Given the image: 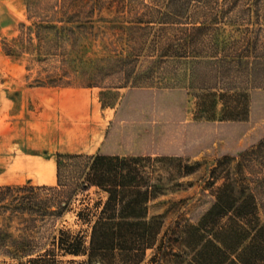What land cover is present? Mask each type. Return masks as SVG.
<instances>
[{
  "label": "rangeland",
  "instance_id": "1",
  "mask_svg": "<svg viewBox=\"0 0 264 264\" xmlns=\"http://www.w3.org/2000/svg\"><path fill=\"white\" fill-rule=\"evenodd\" d=\"M164 2L0 0V185L54 182L46 165L59 151L91 152L98 146L107 154L180 157L197 171L181 179L180 189L152 202L151 214L162 215L166 227L200 220L215 201L212 191L223 182L208 186L218 161L237 157L264 138V88L250 91L246 121L222 120L220 104L215 117H209L202 110V94L227 84L247 88L246 73L219 75L202 57L153 63L159 25H151L150 32L139 27L147 25L148 11L161 9ZM261 6L260 20L254 11L251 22L225 25L226 34L238 36L235 30L247 26L264 28V0ZM171 36L178 42L182 35L171 30ZM110 57L131 58L132 65L93 69L92 61ZM54 80L61 85L47 84ZM21 157L27 158L24 168L18 165ZM103 196L96 188L81 191L63 218L39 222L28 231L23 218L0 216V228L30 237L35 250L22 261L0 254V264H46L28 260L49 257L47 250L56 254L50 264L85 260L64 255L56 239L60 230L87 236L89 225L78 213L95 218ZM259 198L264 211V191Z\"/></svg>",
  "mask_w": 264,
  "mask_h": 264
},
{
  "label": "trees",
  "instance_id": "2",
  "mask_svg": "<svg viewBox=\"0 0 264 264\" xmlns=\"http://www.w3.org/2000/svg\"><path fill=\"white\" fill-rule=\"evenodd\" d=\"M261 1L165 0L161 9L148 11L147 25L139 27L150 32L155 29L151 25H159L153 63L202 57L219 75L246 73L247 88L227 84L218 92L202 94V110L211 118L220 104L222 120L246 121L250 91L264 88V28H238L244 29L235 30L238 36L225 32V25H232L229 22H251L254 11L260 20ZM171 30L181 32L178 42ZM36 37L40 40V33ZM130 61L110 57L92 64L97 70L121 69L130 67ZM56 81L47 84L61 85ZM56 165V186L31 181L22 186L0 185V216L23 218L25 230H33L39 222L63 218L81 191L96 188L104 196L96 203L95 218L85 211L78 213L90 233L72 236L60 230L56 239L64 255L85 257L70 264H264V211L259 198L264 191V138L239 156L218 161L208 186L223 182L212 191L215 201L197 223L182 220L169 227L162 215L151 214V204L173 188L180 189L181 179L197 171L183 158L58 152ZM29 238L0 228V254L15 261L33 255ZM55 255V250H47L44 256L49 257L28 261L50 264L57 261Z\"/></svg>",
  "mask_w": 264,
  "mask_h": 264
},
{
  "label": "crops",
  "instance_id": "3",
  "mask_svg": "<svg viewBox=\"0 0 264 264\" xmlns=\"http://www.w3.org/2000/svg\"><path fill=\"white\" fill-rule=\"evenodd\" d=\"M99 151L102 152V150L97 146V148L94 149V150H92L91 152L90 151H76V152H73V151H64V152L63 151H59V152H61V153H73V154L74 153H78V154H90L91 155V154L97 153ZM25 156H27V155H25ZM26 159H27L26 157H21L20 158V161H19V164H18L19 167H21V168H24L25 167L24 166L25 165L24 162H25ZM51 160H52V163H49L46 166H49L50 167V175L55 174V181L54 182H51V183H48L47 180H43L42 181V184H39V185H43V184H46V185H48V184H54L57 181V165H56V160H54L53 158ZM46 166H44V167H46Z\"/></svg>",
  "mask_w": 264,
  "mask_h": 264
}]
</instances>
